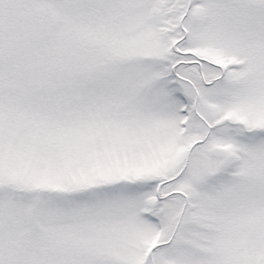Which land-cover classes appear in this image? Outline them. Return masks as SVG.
<instances>
[{
	"label": "snow or ice",
	"instance_id": "obj_1",
	"mask_svg": "<svg viewBox=\"0 0 264 264\" xmlns=\"http://www.w3.org/2000/svg\"><path fill=\"white\" fill-rule=\"evenodd\" d=\"M0 264H264V0H0Z\"/></svg>",
	"mask_w": 264,
	"mask_h": 264
}]
</instances>
